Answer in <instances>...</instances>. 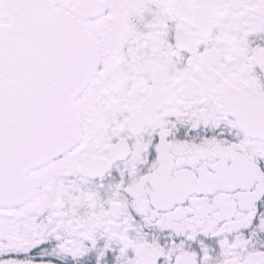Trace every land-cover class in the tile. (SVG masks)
<instances>
[{"label": "snow or ice", "instance_id": "obj_1", "mask_svg": "<svg viewBox=\"0 0 264 264\" xmlns=\"http://www.w3.org/2000/svg\"><path fill=\"white\" fill-rule=\"evenodd\" d=\"M0 264H264V0H0Z\"/></svg>", "mask_w": 264, "mask_h": 264}]
</instances>
